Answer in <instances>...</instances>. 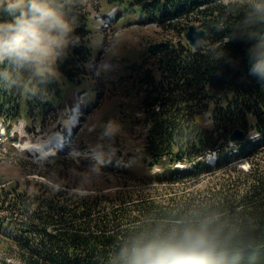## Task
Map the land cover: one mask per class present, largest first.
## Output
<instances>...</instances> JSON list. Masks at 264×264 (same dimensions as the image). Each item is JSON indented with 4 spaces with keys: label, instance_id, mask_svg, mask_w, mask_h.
I'll use <instances>...</instances> for the list:
<instances>
[{
    "label": "trees",
    "instance_id": "1",
    "mask_svg": "<svg viewBox=\"0 0 264 264\" xmlns=\"http://www.w3.org/2000/svg\"><path fill=\"white\" fill-rule=\"evenodd\" d=\"M106 2L116 5L117 15H126L128 22H154L177 38L168 36L145 49L153 57L157 77L138 73L145 87L141 104L148 131L140 155L148 167L95 164L100 170L113 175L124 171L135 180L184 181L264 150V81L249 74L247 57L249 36L264 38V23L245 22L248 0ZM89 13L84 0L83 7L75 10L73 35L78 43L70 44L57 61L58 71L74 84L88 73L87 64L101 51L99 47L94 51L91 40L95 31L101 35L102 30L93 28ZM9 19L0 11V22ZM194 20L208 32L196 50L183 38ZM14 75L15 85L0 84V118L8 131L22 115L41 123L49 111L61 107L57 76L44 80L29 70ZM250 116L256 137L231 144L234 128H251ZM212 151L217 154L214 164L206 161ZM61 157L52 154L41 164L51 168ZM177 163L187 165L182 168ZM155 165L163 167L160 173L151 172ZM41 185L31 191L18 183L0 187V235L14 244L12 257L17 259L6 264H115L121 248L133 237L206 215L218 217L222 237L238 264H264V171L256 168L231 175L205 197L176 202L121 192L66 196L62 190Z\"/></svg>",
    "mask_w": 264,
    "mask_h": 264
},
{
    "label": "rangeland",
    "instance_id": "2",
    "mask_svg": "<svg viewBox=\"0 0 264 264\" xmlns=\"http://www.w3.org/2000/svg\"><path fill=\"white\" fill-rule=\"evenodd\" d=\"M86 2L93 28L100 27L102 30L101 35L95 31L97 34L94 33L91 43L94 51L97 47L101 51L87 64L88 73L78 83L67 80L56 67L62 85L61 107L49 111L42 125L32 117L22 116L14 125L12 135L8 136L0 124V187L18 183L21 188L31 191L42 188L41 183H45L50 190H62L66 196L121 192L135 197H152L163 203L200 195L205 197L215 190L217 184L228 182L231 175L250 171L251 168L264 171V150L251 158H240L227 168L184 181L135 180L127 177L124 171L113 175L100 170L95 165L97 162H114L125 168H131L133 164L145 169L148 167L140 155L148 132L141 104L145 97L141 78L146 71L154 75L156 67L153 57H149L145 49L151 42L176 36L154 22L129 23L125 17H116V21L109 23L102 14L115 11V5L106 0ZM192 22L200 24L198 20ZM183 38L184 43H188ZM150 68L154 69L148 71ZM75 114L78 120L71 133V129L66 127ZM250 118L253 128V116ZM109 121H115L120 126L119 133L114 136L103 134ZM74 128L77 133H74ZM56 141L64 142L63 148L56 152L63 159L48 168L46 164H41L44 158L38 157L43 155L41 153L48 142ZM30 151L36 154L33 156ZM83 159L87 161L82 167L78 166ZM161 169L157 167L154 170L159 172ZM12 246L13 243L0 235V264L17 260L12 257L15 256Z\"/></svg>",
    "mask_w": 264,
    "mask_h": 264
},
{
    "label": "clouds",
    "instance_id": "3",
    "mask_svg": "<svg viewBox=\"0 0 264 264\" xmlns=\"http://www.w3.org/2000/svg\"><path fill=\"white\" fill-rule=\"evenodd\" d=\"M83 5L84 0H0V11L11 18L0 22V84L15 85L14 72L22 70L44 80L56 76L57 61L70 44L78 43L73 35L75 10ZM248 5L245 22L264 23V0H248ZM249 41V74L264 81V38L250 35ZM119 131V124L109 121L103 134L114 136ZM115 264H238V257L222 237L218 217L206 215L133 237Z\"/></svg>",
    "mask_w": 264,
    "mask_h": 264
},
{
    "label": "water",
    "instance_id": "4",
    "mask_svg": "<svg viewBox=\"0 0 264 264\" xmlns=\"http://www.w3.org/2000/svg\"><path fill=\"white\" fill-rule=\"evenodd\" d=\"M184 36L188 43L196 50L202 41L207 39L208 32L203 26H199L193 22L189 23ZM246 132L242 128H235L230 134L231 141H243L245 139Z\"/></svg>",
    "mask_w": 264,
    "mask_h": 264
}]
</instances>
